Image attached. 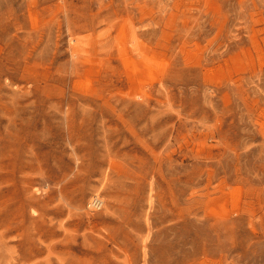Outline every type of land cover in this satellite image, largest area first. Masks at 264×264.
<instances>
[{"label":"rangeland","instance_id":"1","mask_svg":"<svg viewBox=\"0 0 264 264\" xmlns=\"http://www.w3.org/2000/svg\"><path fill=\"white\" fill-rule=\"evenodd\" d=\"M0 264H264V0H0Z\"/></svg>","mask_w":264,"mask_h":264},{"label":"bare ground","instance_id":"2","mask_svg":"<svg viewBox=\"0 0 264 264\" xmlns=\"http://www.w3.org/2000/svg\"><path fill=\"white\" fill-rule=\"evenodd\" d=\"M89 205H92V206H95V207H101V205H102V200H101L99 197L95 196V197H93V198L91 199Z\"/></svg>","mask_w":264,"mask_h":264}]
</instances>
